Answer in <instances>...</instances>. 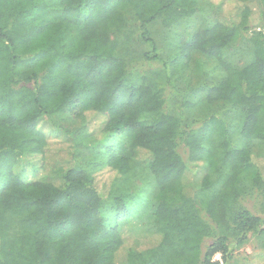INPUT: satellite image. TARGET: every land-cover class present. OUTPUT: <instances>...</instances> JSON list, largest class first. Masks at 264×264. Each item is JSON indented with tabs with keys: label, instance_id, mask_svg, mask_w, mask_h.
<instances>
[{
	"label": "trees",
	"instance_id": "obj_1",
	"mask_svg": "<svg viewBox=\"0 0 264 264\" xmlns=\"http://www.w3.org/2000/svg\"><path fill=\"white\" fill-rule=\"evenodd\" d=\"M201 1L219 16L178 47L214 58L222 76L204 83L210 111L186 122L167 108L173 80L149 25L176 28ZM239 42L250 44L242 66L224 55ZM67 112L104 145L100 167L79 162L78 138L56 120ZM256 145L264 0H0V264H229L264 233L241 203L257 195L264 211ZM136 166L152 188L125 187Z\"/></svg>",
	"mask_w": 264,
	"mask_h": 264
},
{
	"label": "rangeland",
	"instance_id": "obj_2",
	"mask_svg": "<svg viewBox=\"0 0 264 264\" xmlns=\"http://www.w3.org/2000/svg\"><path fill=\"white\" fill-rule=\"evenodd\" d=\"M215 3L220 0H213ZM229 3L232 0H228ZM200 13H196L192 17L183 20L176 28L171 30H166L159 24H153L150 26V31L152 37L156 40L159 48L161 49L160 55L163 60L168 64L170 71V76L173 80V86L169 85L166 91V104L167 108L173 113L182 115L186 122L193 121L197 116H203L206 112L210 110L205 107L203 102V87L204 83L214 84L221 79L222 71L218 67L216 60L212 57H208L199 51H192L187 57L183 55L184 53L179 49V35L186 34L191 31L198 23L202 21L210 22L215 17L219 16V11L212 5L201 1ZM232 10H224V16H230ZM257 21V20H256ZM255 22V21H253ZM173 29H177V37L175 38ZM250 44L245 42H239L231 45L225 50V58H227L234 65L242 66L250 60ZM186 54V53H185ZM220 105H217L219 107ZM90 122V127L96 122H92V117L87 115ZM227 121L230 123V133L233 142L236 146H240V134L234 124V118L225 115ZM57 122L62 124L68 130H70L76 138H78L79 149L78 156L79 162L87 165L89 168L93 164L99 167L103 164L105 156L104 145H100L92 137L88 136V123L86 118L74 117L71 112L63 113L56 116ZM87 131V133H86ZM256 155L264 156V145L254 146L252 150ZM65 156L61 154L55 156L56 159H61ZM101 163V164H99ZM262 166L264 163L261 162ZM94 166V168H98ZM30 178L33 177L32 174H28ZM129 181L125 183V187L129 190H139L145 185L147 188H152L154 183L150 181V177L146 175L145 170L136 166L132 169L129 174ZM107 181L106 174L100 175L101 182ZM102 184V183H100ZM261 198L257 195L246 197L242 200V204L250 209L254 214L262 216L264 219V211L260 210ZM264 233L260 235L250 234L248 239L241 245L236 246L234 249V254L229 262V264H261L264 255L261 253L264 251ZM218 255L215 256L217 258Z\"/></svg>",
	"mask_w": 264,
	"mask_h": 264
},
{
	"label": "built area",
	"instance_id": "obj_3",
	"mask_svg": "<svg viewBox=\"0 0 264 264\" xmlns=\"http://www.w3.org/2000/svg\"><path fill=\"white\" fill-rule=\"evenodd\" d=\"M217 258H219V257H217Z\"/></svg>",
	"mask_w": 264,
	"mask_h": 264
}]
</instances>
